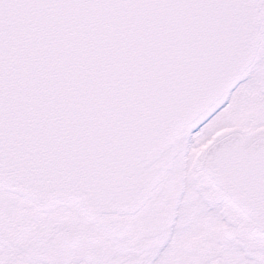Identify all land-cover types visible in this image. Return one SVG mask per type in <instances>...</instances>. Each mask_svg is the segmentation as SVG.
<instances>
[{
	"label": "snow or ice",
	"instance_id": "obj_1",
	"mask_svg": "<svg viewBox=\"0 0 264 264\" xmlns=\"http://www.w3.org/2000/svg\"><path fill=\"white\" fill-rule=\"evenodd\" d=\"M0 264H264V0H0Z\"/></svg>",
	"mask_w": 264,
	"mask_h": 264
}]
</instances>
